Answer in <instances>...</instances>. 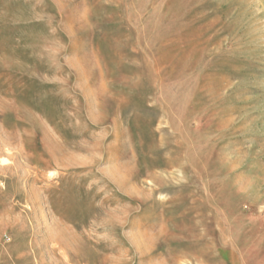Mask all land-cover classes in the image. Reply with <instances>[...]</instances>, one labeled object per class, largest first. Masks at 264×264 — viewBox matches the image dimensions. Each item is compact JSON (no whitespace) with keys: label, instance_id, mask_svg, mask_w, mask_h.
<instances>
[{"label":"rangeland","instance_id":"obj_1","mask_svg":"<svg viewBox=\"0 0 264 264\" xmlns=\"http://www.w3.org/2000/svg\"><path fill=\"white\" fill-rule=\"evenodd\" d=\"M0 264H264V0H0Z\"/></svg>","mask_w":264,"mask_h":264}]
</instances>
